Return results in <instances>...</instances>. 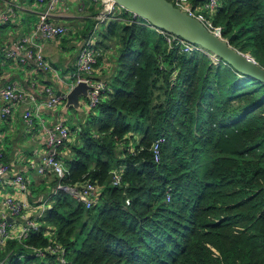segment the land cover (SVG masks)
<instances>
[{
	"label": "trees",
	"instance_id": "16d2710c",
	"mask_svg": "<svg viewBox=\"0 0 264 264\" xmlns=\"http://www.w3.org/2000/svg\"><path fill=\"white\" fill-rule=\"evenodd\" d=\"M213 20L264 68V0H220ZM144 23L122 9L88 30L96 67L114 51L115 70L59 150L64 178L48 187L91 182L96 202L50 196L42 228L10 241L5 264H58L35 255L55 245L65 264H264V83Z\"/></svg>",
	"mask_w": 264,
	"mask_h": 264
},
{
	"label": "crops",
	"instance_id": "0c3cea01",
	"mask_svg": "<svg viewBox=\"0 0 264 264\" xmlns=\"http://www.w3.org/2000/svg\"><path fill=\"white\" fill-rule=\"evenodd\" d=\"M50 1L43 0L40 3L39 0H0V15L12 12L8 23L5 24L8 28L2 34L6 54L8 50L15 48L21 38L32 34L38 22L39 13L47 10ZM204 2L205 0H200L196 2V5L201 6ZM55 5L56 9L52 12L51 21L66 27L67 34L54 40L36 42L43 47L45 60L55 69L56 74L39 72L32 65L16 67L14 64L17 62L10 61L11 59L5 55V60L0 62V86L16 83L28 91H33L30 85L37 83L40 87L52 88L56 93L67 94L76 84L73 76L77 72L78 54L74 55L70 48L72 45L77 46V53H79L86 39L96 37L94 34L96 30L91 34L88 30L92 21L98 24L97 18L102 5L96 0H59ZM130 17L134 19L131 13ZM147 24L143 25L147 26ZM97 27L99 32L101 27L96 25ZM155 31L160 33L158 30ZM93 34L94 37H92ZM109 60L110 53H103V61L96 67L94 74V79L99 83L105 84L112 78L115 67L111 60V63L108 62ZM67 78H69L68 82H66ZM81 103L85 109V118L81 121L83 123L93 108L90 107V99L81 98ZM15 114L12 120L0 123V154L4 163L11 168L0 186V221L6 220L11 224V239L7 240L6 246H0V261L5 262L10 256L7 252L8 243L18 241L22 229L29 221L36 222L38 229L42 228L43 224L40 220L47 208L48 200L59 191L58 184L56 187H48L55 178L50 169L46 168L42 174L39 171L43 167V160L47 154L46 137L41 125L30 130L23 122L22 110H16ZM42 115L50 126L64 123L70 130L72 129L65 122L63 113L59 109L42 112ZM17 175H22L26 179L30 187L27 192L22 193L19 191L20 188L13 184ZM116 175L114 174V178ZM9 194L26 203L27 207L22 217L10 216L3 206Z\"/></svg>",
	"mask_w": 264,
	"mask_h": 264
},
{
	"label": "built area",
	"instance_id": "2783aa9c",
	"mask_svg": "<svg viewBox=\"0 0 264 264\" xmlns=\"http://www.w3.org/2000/svg\"><path fill=\"white\" fill-rule=\"evenodd\" d=\"M59 0H51L47 10L39 13L38 22L30 36L21 38L15 45V48L8 50L6 57L12 59L17 63L16 67L33 66L35 70L39 72L56 74L55 69L45 60L43 47H41L36 41H50L65 36L68 32L64 26L56 25L51 21L52 12L56 9V3ZM102 5V9L98 15V25H105L110 21L114 14L124 9L119 7L114 0H96ZM200 0H171L172 4L180 9L182 12H186L190 17L197 19L201 22L209 32L215 36L223 38V28L217 26L214 23L213 16L217 11L220 0H205V2L198 6L196 2ZM43 2V0H39ZM127 11V10H126ZM128 12V11H127ZM12 12H10L11 14ZM10 14L0 15V26L8 23ZM132 14V13H131ZM133 15V14H132ZM134 16V20L137 17ZM159 31V30H158ZM166 41L173 47L181 45L185 53H191L199 51L210 57L215 64H218L219 58L213 54L207 52L203 48L192 45L185 42L181 38L173 35H169L163 31H159ZM226 40V39H225ZM99 53L94 47L92 40H88L83 43L80 52L77 57V72L74 74L75 83L85 81L91 87L96 89L90 92V107L95 108L100 103V95L105 92L106 85L102 82H97L94 79L96 66L98 64ZM217 60V62H216ZM31 88L33 91L24 89L21 85L16 83L6 84L0 86V123L12 120L16 115L15 112L18 109L22 110V119L26 127L30 130L37 125H41V129L45 133L47 154L43 160V167L40 173H44L46 168H49L52 174L62 180L65 176L64 166L59 161V150L70 138V129L64 123H57L50 126L46 118L42 115V112L52 111L58 109L59 106L65 104L66 93L58 95L50 87H40L37 83H32ZM164 139L160 138L152 145V150L155 154L156 162L159 161L160 146L164 143ZM11 168L2 160L0 154V186L3 178L10 172ZM120 181L119 175L114 178V185H117ZM13 184L18 186L22 193L29 190V185L22 175H17L13 180ZM58 190L69 192L74 198L81 201L87 208H91L96 202L98 196V188L91 182H86L77 186H64L58 182ZM3 206L6 208L10 216L22 217L23 211L27 205L25 202L18 200L14 195L9 194L6 196ZM11 224L6 220L0 221V246H6L8 239H11L10 235ZM32 230H38L36 222H27L26 226L22 229L19 241L26 239ZM50 252L54 255H60L58 258V264H65L63 257L64 249L59 246H49L47 249H35V255L42 257L44 253ZM5 261H0V264H5Z\"/></svg>",
	"mask_w": 264,
	"mask_h": 264
},
{
	"label": "water",
	"instance_id": "95a60500",
	"mask_svg": "<svg viewBox=\"0 0 264 264\" xmlns=\"http://www.w3.org/2000/svg\"><path fill=\"white\" fill-rule=\"evenodd\" d=\"M114 1L135 17L145 20L152 28L199 46L230 64L247 79H257L264 83V68L258 65L252 57L232 47L227 40L209 32L201 22L176 8L169 0ZM95 89L85 81L75 84L65 94L66 101L62 113L67 114L69 109L83 112L81 98L90 99V92ZM57 94L61 95L62 92Z\"/></svg>",
	"mask_w": 264,
	"mask_h": 264
},
{
	"label": "rangeland",
	"instance_id": "374dc122",
	"mask_svg": "<svg viewBox=\"0 0 264 264\" xmlns=\"http://www.w3.org/2000/svg\"><path fill=\"white\" fill-rule=\"evenodd\" d=\"M153 29V28H152ZM71 50H72V53L75 55V54H79V53H77V51H78V47L77 46H71V48H70ZM110 54L111 55H113V54H115L116 55V53L114 52V51H111L110 52ZM108 62H110V60L108 61ZM112 62V61H111ZM110 62V63H111ZM216 62H217V60H216ZM219 63V62H218ZM68 80H69V78H67L66 79V82H68ZM70 82H71V80H70ZM73 82V81H72ZM63 107H64V105H61V106H59L58 107V109L60 110V111H62L63 110ZM83 109H84V107H82ZM85 110V109H84ZM84 113H85V111L84 112H77V111H75L74 109H69V111H68V113L67 114H63V118H64V120H65V122L71 127V128H74L75 126H80V124L82 123L81 121L83 120V118H85L84 117ZM46 117V116H45ZM48 117V116H47ZM50 120V119H49ZM35 172L37 173V169H35ZM18 242H21V241H19L18 240Z\"/></svg>",
	"mask_w": 264,
	"mask_h": 264
}]
</instances>
